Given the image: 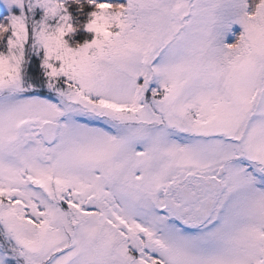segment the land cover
I'll return each mask as SVG.
<instances>
[{"label":"snow or ice","instance_id":"snow-or-ice-1","mask_svg":"<svg viewBox=\"0 0 264 264\" xmlns=\"http://www.w3.org/2000/svg\"><path fill=\"white\" fill-rule=\"evenodd\" d=\"M8 3L0 264H264V0Z\"/></svg>","mask_w":264,"mask_h":264},{"label":"rangeland","instance_id":"rangeland-1","mask_svg":"<svg viewBox=\"0 0 264 264\" xmlns=\"http://www.w3.org/2000/svg\"><path fill=\"white\" fill-rule=\"evenodd\" d=\"M84 11L80 12L79 11V5H75L72 4L69 8V11L73 13V23L77 24V25H83L84 23L87 22V18H88V12H90L92 9L90 8V6L87 5L86 0H84ZM27 7V6H26ZM0 9H2L5 13V16L0 17V22H4L7 23V17L11 14H20V9L19 7L15 6V5H10L8 3V0H0ZM43 16V10L42 9H36L35 11V18L39 19ZM234 30L239 33L241 31V29L239 28V26H235ZM92 36V34L86 33L83 28L81 27L80 30L74 34V39L79 41V42H83L84 39H90ZM0 51H4L6 53L7 49H6V38H5V42L4 44H0ZM26 59L29 61V71L31 66H32V62H39L40 57L37 56L34 52L28 51L26 53Z\"/></svg>","mask_w":264,"mask_h":264},{"label":"clouds","instance_id":"clouds-1","mask_svg":"<svg viewBox=\"0 0 264 264\" xmlns=\"http://www.w3.org/2000/svg\"><path fill=\"white\" fill-rule=\"evenodd\" d=\"M0 39H2V37H0Z\"/></svg>","mask_w":264,"mask_h":264},{"label":"trees","instance_id":"trees-1","mask_svg":"<svg viewBox=\"0 0 264 264\" xmlns=\"http://www.w3.org/2000/svg\"><path fill=\"white\" fill-rule=\"evenodd\" d=\"M30 70H31V68H30Z\"/></svg>","mask_w":264,"mask_h":264}]
</instances>
